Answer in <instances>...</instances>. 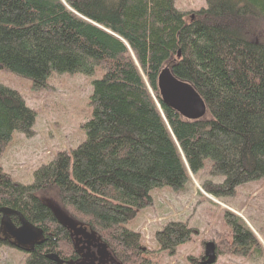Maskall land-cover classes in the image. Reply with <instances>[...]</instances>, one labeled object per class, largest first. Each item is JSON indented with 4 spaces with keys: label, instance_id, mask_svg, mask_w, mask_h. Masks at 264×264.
<instances>
[{
    "label": "trees",
    "instance_id": "obj_1",
    "mask_svg": "<svg viewBox=\"0 0 264 264\" xmlns=\"http://www.w3.org/2000/svg\"><path fill=\"white\" fill-rule=\"evenodd\" d=\"M204 1L186 22L175 0H0V70L34 90L54 73L101 71L85 139L70 155L58 154L25 186L0 167V208L43 231L25 264H56L49 254L70 260L69 230L96 236L124 264H146L149 250L126 225L151 204L152 190H181L203 169L224 177L204 184L214 197L264 179V0ZM163 68L200 96L202 119H184L162 103ZM33 122L19 94L0 85V156L13 133L30 135ZM49 191L72 214L66 223L40 200ZM224 219L229 237L216 254L264 260L249 227L230 213ZM190 233L168 224L155 236L158 251L172 254ZM259 233L264 238V228Z\"/></svg>",
    "mask_w": 264,
    "mask_h": 264
},
{
    "label": "rangeland",
    "instance_id": "obj_2",
    "mask_svg": "<svg viewBox=\"0 0 264 264\" xmlns=\"http://www.w3.org/2000/svg\"><path fill=\"white\" fill-rule=\"evenodd\" d=\"M174 8L189 22L193 13L206 8L204 0H175ZM258 32L264 41V24ZM101 77L100 69L92 75L51 74L43 89H32L28 79L0 70V85L15 91L25 106L34 113L30 135L13 133L0 156V167L13 182L30 185L34 173L48 165L58 154L70 155L85 139L82 128L91 116L89 96L93 81ZM224 177L210 176L206 169L190 175L183 189L162 187L150 192L151 204L142 209L126 228L139 236L141 247L149 250L146 264H198L206 243L215 245L229 237L224 214L230 213L244 222L257 240L264 245L259 233L264 228V179L240 185L233 195L211 196L204 184H220ZM54 191L39 196L58 220L65 222L71 213L60 203ZM171 223H181L191 231L186 244L172 254L158 251L156 234ZM69 227V226H68ZM63 248H61V251ZM23 251L0 242V264H25ZM215 264H264L263 259H247L217 255Z\"/></svg>",
    "mask_w": 264,
    "mask_h": 264
},
{
    "label": "water",
    "instance_id": "obj_3",
    "mask_svg": "<svg viewBox=\"0 0 264 264\" xmlns=\"http://www.w3.org/2000/svg\"><path fill=\"white\" fill-rule=\"evenodd\" d=\"M157 88L162 103L184 119L196 121L205 116L206 109L200 96L188 83L176 79L169 68H163L160 71L157 77ZM0 215V232L3 237L9 238L10 244L16 249L28 252L43 243V231L28 222L20 213L8 208H0ZM13 216L17 218V226L11 221ZM47 257L56 264H64L55 254H49ZM204 258V264L215 263L213 243L205 244ZM66 264L70 263L66 262Z\"/></svg>",
    "mask_w": 264,
    "mask_h": 264
},
{
    "label": "flooded vegetation",
    "instance_id": "obj_4",
    "mask_svg": "<svg viewBox=\"0 0 264 264\" xmlns=\"http://www.w3.org/2000/svg\"><path fill=\"white\" fill-rule=\"evenodd\" d=\"M0 218H1V215H0ZM12 218H16V217L14 216L11 217V221L14 225L17 226L18 225L17 218H16V223L13 222ZM69 235L74 243V249H73V254L70 257V260L67 261L68 263L70 264H124L123 262L118 260L117 257L111 253V251L108 250V248L102 243L101 240H99L96 236L91 235L87 231L69 230ZM0 242L6 243L7 245L12 246L10 244L11 241L9 240V238L7 236L3 237L1 232H0ZM34 249L35 247L33 248L32 251H28V252L23 251V252L26 253L27 256H29L30 254L34 252ZM215 255L217 259L216 249H215ZM204 262H205V258H204V252H203L201 261L198 264H204Z\"/></svg>",
    "mask_w": 264,
    "mask_h": 264
},
{
    "label": "bare ground",
    "instance_id": "obj_5",
    "mask_svg": "<svg viewBox=\"0 0 264 264\" xmlns=\"http://www.w3.org/2000/svg\"><path fill=\"white\" fill-rule=\"evenodd\" d=\"M45 87V86H44Z\"/></svg>",
    "mask_w": 264,
    "mask_h": 264
}]
</instances>
